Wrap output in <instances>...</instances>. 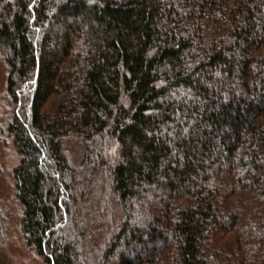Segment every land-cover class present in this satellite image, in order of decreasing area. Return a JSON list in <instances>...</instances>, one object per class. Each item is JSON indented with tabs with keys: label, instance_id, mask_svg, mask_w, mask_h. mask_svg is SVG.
Listing matches in <instances>:
<instances>
[{
	"label": "trees",
	"instance_id": "1",
	"mask_svg": "<svg viewBox=\"0 0 264 264\" xmlns=\"http://www.w3.org/2000/svg\"><path fill=\"white\" fill-rule=\"evenodd\" d=\"M0 66V252L264 264V0H0Z\"/></svg>",
	"mask_w": 264,
	"mask_h": 264
},
{
	"label": "rangeland",
	"instance_id": "2",
	"mask_svg": "<svg viewBox=\"0 0 264 264\" xmlns=\"http://www.w3.org/2000/svg\"><path fill=\"white\" fill-rule=\"evenodd\" d=\"M3 87L2 67L0 66V90ZM3 108V102L0 101V110ZM18 240V239H17ZM0 252V264H43L42 260L32 251L26 249L19 241Z\"/></svg>",
	"mask_w": 264,
	"mask_h": 264
}]
</instances>
